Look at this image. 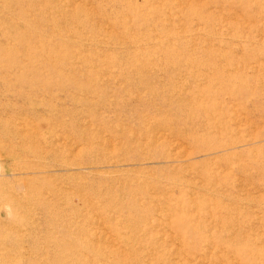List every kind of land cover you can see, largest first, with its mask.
<instances>
[{"label":"rangeland","instance_id":"obj_1","mask_svg":"<svg viewBox=\"0 0 264 264\" xmlns=\"http://www.w3.org/2000/svg\"><path fill=\"white\" fill-rule=\"evenodd\" d=\"M0 264H264V0H0Z\"/></svg>","mask_w":264,"mask_h":264}]
</instances>
